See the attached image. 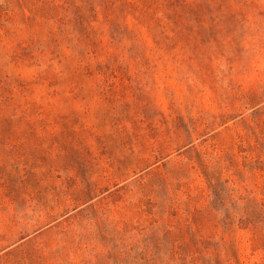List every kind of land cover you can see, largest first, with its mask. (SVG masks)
Instances as JSON below:
<instances>
[{
	"label": "rangeland",
	"instance_id": "obj_1",
	"mask_svg": "<svg viewBox=\"0 0 264 264\" xmlns=\"http://www.w3.org/2000/svg\"><path fill=\"white\" fill-rule=\"evenodd\" d=\"M0 264H264V0H0Z\"/></svg>",
	"mask_w": 264,
	"mask_h": 264
}]
</instances>
